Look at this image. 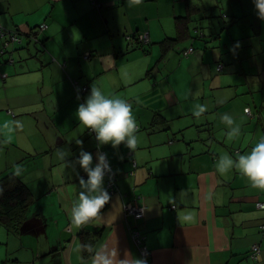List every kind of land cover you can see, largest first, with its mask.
I'll return each instance as SVG.
<instances>
[{
	"label": "crops",
	"instance_id": "obj_1",
	"mask_svg": "<svg viewBox=\"0 0 264 264\" xmlns=\"http://www.w3.org/2000/svg\"><path fill=\"white\" fill-rule=\"evenodd\" d=\"M183 2L0 0L1 27L26 32L46 26L41 43L26 38L13 47L11 65L4 63L8 55L0 57V178L14 173L34 198L16 231L0 226V245L7 248L5 256L0 249V264H102L103 256L119 264L127 253L146 258L147 264H264V231L259 229L264 209L256 207L264 203V191L251 188L235 170L221 174L215 167L219 156L244 154L264 135V20L253 0H215L227 16L245 18L238 23L245 35L241 31L230 41L235 21L226 25L229 30L212 20L198 24L205 37L192 39L195 50L188 58L177 45L169 51L156 68L166 78L155 92L139 81L148 63L138 54L114 56L125 43L114 35L145 33L158 46L176 37L175 18L187 14ZM192 18L200 14L194 10ZM252 26L258 35H252ZM150 50L153 62L159 53ZM217 62L223 63L220 73ZM71 81L128 101L139 126L131 151L123 144L99 147L117 179L116 193L100 217L88 223L95 231L85 236L92 249L87 256L80 243L85 225H73L66 211L77 199L78 180L56 155L57 148L68 149L69 160H75L79 139L96 162L95 137L75 117L80 103ZM196 104L208 106L200 118L192 115ZM223 114L241 125L240 137H227ZM46 202L48 218L43 216ZM127 204L142 209V216L124 212ZM48 219L59 228L52 239ZM39 239L47 246L41 254ZM254 245L259 247L256 260L250 256Z\"/></svg>",
	"mask_w": 264,
	"mask_h": 264
},
{
	"label": "clouds",
	"instance_id": "obj_2",
	"mask_svg": "<svg viewBox=\"0 0 264 264\" xmlns=\"http://www.w3.org/2000/svg\"><path fill=\"white\" fill-rule=\"evenodd\" d=\"M253 2L258 18L264 20V0H253ZM234 47H239V44ZM77 98L79 99V96ZM207 111L206 104H196L192 115L200 118ZM75 117L79 126L94 134L98 148L95 164L92 153L83 150L82 140L75 141L81 148L75 160H69L68 149L57 148L56 151L57 158L63 161L66 167L71 168L78 180L80 191L77 199L71 203V206H66V211L70 215L72 224L80 227L99 218L102 210L111 200L110 194L104 187V180L106 175L109 179L112 178L113 170L107 154L100 152L99 147L110 145L116 149L123 144L131 151L138 143L139 126L133 115L131 103L122 98L106 95L95 85L90 86L84 102L78 105ZM220 120L227 128L226 135L230 140L240 137L241 125L231 115L223 114ZM12 123L22 127L19 121ZM77 166L83 171L84 176L77 172ZM215 167L221 174L235 170L247 180L251 188L264 191V135H261L250 151L244 154L237 152L235 158L227 153L219 156ZM206 198L211 199V193ZM99 259L102 264H113L107 256ZM94 264H96L95 260ZM119 264H147V262L146 258H135L131 253H127V258L119 260Z\"/></svg>",
	"mask_w": 264,
	"mask_h": 264
},
{
	"label": "trees",
	"instance_id": "obj_3",
	"mask_svg": "<svg viewBox=\"0 0 264 264\" xmlns=\"http://www.w3.org/2000/svg\"><path fill=\"white\" fill-rule=\"evenodd\" d=\"M183 1H185L183 3L185 7L187 8V14L184 17L175 18L174 26L176 28L175 30H176L177 36L174 38H165L159 43V47H160L159 57L160 58L158 57V59L154 60L153 62L150 61L151 50H149L148 48V46L150 45V38L148 37L147 34L134 32V33L111 36L112 39L117 38L119 41L125 42L123 48L119 47V49H117V52H114V56L117 57V59L126 57L128 53H135L139 55V57L142 59V62L148 63L145 69L143 70L144 71L143 77L139 81L142 86H143V83H146L147 88H149V90L153 92H155L156 87L159 86V83L164 78H166L165 76L156 74L157 73L156 68L157 66L159 67L160 65L159 62L163 58H166L169 51L173 50L174 46L185 41L188 38L198 39V38L205 37L204 33L201 32V29L198 26L199 24L198 22L200 20H205V21L212 20L213 22L217 21L218 24H220L221 22L219 26L222 30H229L231 26L227 28L226 25L228 23H232L235 21L238 26L236 27L234 34L230 35V39H231L230 41H235L234 39H236L235 38L236 34H240L241 31L243 35H245L244 29H241L239 27V26H243V24H240V25L238 24L239 22L245 20V18L238 17V16H233L234 18H232V17L227 16L226 13L221 11L222 9L218 5L214 4L215 0H201L200 2L197 1L196 3H192V0H183ZM194 10H196V12L200 14V18L198 20H194L192 18V16L194 15ZM190 24H194L193 30L196 33L195 36H192V34L189 31ZM38 27L39 25L34 28H28V31L26 32L18 30V29H15V30H8L5 28L4 29L9 32L19 34L21 38L22 36H26L35 42H40L41 40L39 41L38 37L42 35V32L41 33L39 32ZM258 31H259L258 27L256 26L251 27L252 35H258ZM144 36H147V41L142 39ZM218 39L221 40V37H219ZM2 41L3 39L0 38V57L9 54L8 50L3 51V52L1 51ZM21 42H22V39H21ZM20 44L15 43L14 45H11L10 47L13 48L15 47V45H20ZM190 48H192V53H191L192 55L195 49L192 46ZM187 50L184 49L181 52V55L183 54L185 58L189 57L190 55V54L187 56L184 55V52ZM91 58H92L91 55L87 54L85 59L90 60ZM10 59L11 57L6 58L4 63L8 64L10 63V61L12 63L13 60H10ZM219 67L220 69H218ZM222 69H223V63L217 62L215 64V71L217 73H220ZM71 86L74 90V93L76 94V95L74 94L75 98L79 101L80 104L83 103L84 102L83 95H86L89 93V88L87 86L80 85L77 81H71ZM81 89L82 90L84 89V92H82ZM77 90L79 91L77 92ZM78 96H79V99L77 98ZM7 113L10 114L11 116H14L12 111H7ZM249 114L250 113L248 111L247 115ZM155 116H156V113H154L152 117V123L154 125H155ZM87 134H89L90 136H94V134L88 131H87ZM107 181H108V176H105L104 187L106 188L110 196H112L114 195V193H116V182H117L114 172H113V178L110 180V182L112 183V188H108V186L106 187ZM33 202H34V198H33L31 188L27 184L22 182L21 179L18 178L14 173L6 174L2 178H0V226L4 227L6 230L10 232L16 231V229L22 224V222H24L27 212L29 208L33 205ZM87 234L88 233L85 231L80 234L81 251L84 256H87L92 253V249L87 244L88 239L87 237H85Z\"/></svg>",
	"mask_w": 264,
	"mask_h": 264
},
{
	"label": "built area",
	"instance_id": "obj_4",
	"mask_svg": "<svg viewBox=\"0 0 264 264\" xmlns=\"http://www.w3.org/2000/svg\"><path fill=\"white\" fill-rule=\"evenodd\" d=\"M90 1L92 2V4H95V0H90ZM45 27L46 26L44 24L39 25V27H38L39 32L40 33L43 32ZM0 38L3 39L2 45H1V49H2L1 51L2 52L3 51H7L8 48L11 45H14L15 43H19L20 44V42H21V37H20L19 34L13 33V32H9V31L5 30L1 26H0ZM142 39L147 41V36H144ZM191 53H192V48H189L187 51L184 52V55L187 56V55H189ZM10 63H11V61H10ZM218 69H220V67ZM81 91L84 92V89L83 90L81 89ZM112 178H113V175H112ZM111 179H109V177H108V181H107V185H106V187L108 186V188H112V183L110 182ZM256 207L258 209H264V203H256ZM124 212L130 213L136 219H138V218H140L142 216V210L137 208V207H134V206H132L130 204H127V205L124 206ZM259 229L261 231H263L264 230V224L260 225ZM136 241L138 242V239ZM141 253H142V255L144 257L147 256V252L144 249H142ZM258 253H259V247L257 245L252 246L251 247V255L250 256H251V258L253 260L257 259Z\"/></svg>",
	"mask_w": 264,
	"mask_h": 264
},
{
	"label": "rangeland",
	"instance_id": "obj_5",
	"mask_svg": "<svg viewBox=\"0 0 264 264\" xmlns=\"http://www.w3.org/2000/svg\"><path fill=\"white\" fill-rule=\"evenodd\" d=\"M169 12H170V14L171 13H173V11H170L169 10ZM175 17V16H174ZM174 17H172L171 18V20L174 18ZM199 25L200 26H204L205 24H206V22H205V20H200L199 22ZM189 26H192V24H190ZM192 28H193V26H192ZM192 28H191V34H192V36H195V32L192 30ZM42 35H40L39 37H41ZM28 39V37H26V36H22V38L21 39ZM30 39V38H29ZM192 43V39H187V40H185V41H183V42H181V43H179V44H177V46H176V51L177 50H182V49H188V48H190L191 46H190V44ZM18 46H20V45H15V47H18ZM190 46V47H189ZM148 48H149V50L151 49V48H155V52H156V54H158L159 53V46H158V44L155 42V43H150V45L148 46ZM13 48L12 47H9V49H8V52H9V54H7L9 57L10 56H13V58H14V56H15V54H16V51H14V50H12ZM191 55V54H190ZM189 55V56H190ZM182 57H184L183 56V54H182ZM185 58V57H184ZM188 58V57H187ZM12 60V59H11ZM11 65V64H10ZM45 202V201H44ZM46 206H47V202H46V205L44 204V208H43V216L44 217H46V213H47V210H46ZM33 207L31 206L29 209H32ZM171 208H174V207H171ZM142 210V209H141ZM142 214H143V210H142ZM46 218H48V217H46ZM89 225V224H88ZM88 225H85V226H88ZM85 226H83V228L85 227ZM92 229H93V231H95V227L94 226H91V225H89ZM54 228H55V231H56V233H57V235H58V229L59 228H57L54 224H53V222L52 223H50L49 222V219L47 220V222H46V231H49V238L50 239H52L53 238V232H54ZM84 231L85 232H87V233H89V232H91L92 233V231H89V230H85L84 229ZM66 239H67V236H66ZM36 241V240H35ZM35 241H34V244H33V249L34 248H36V245H35ZM24 243L26 244L27 243V239H24ZM47 246H46V244H44V242H43V240L42 239H39L38 240V242H37V249L39 250V254H41L42 252H44V251H46L47 250V248H46ZM0 249L1 250H3L2 251V254H3V256H5V250H7V248L4 246V245H0ZM10 249V248H9ZM11 260V259H10ZM12 263V262H11ZM19 264H21V263H19Z\"/></svg>",
	"mask_w": 264,
	"mask_h": 264
},
{
	"label": "water",
	"instance_id": "obj_6",
	"mask_svg": "<svg viewBox=\"0 0 264 264\" xmlns=\"http://www.w3.org/2000/svg\"><path fill=\"white\" fill-rule=\"evenodd\" d=\"M85 230H89V231H92L93 232V229L88 225V226H85L84 227Z\"/></svg>",
	"mask_w": 264,
	"mask_h": 264
}]
</instances>
